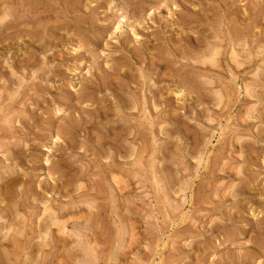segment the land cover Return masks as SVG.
<instances>
[{
    "label": "rangeland",
    "instance_id": "rangeland-1",
    "mask_svg": "<svg viewBox=\"0 0 264 264\" xmlns=\"http://www.w3.org/2000/svg\"><path fill=\"white\" fill-rule=\"evenodd\" d=\"M261 36L264 0H0V264H264Z\"/></svg>",
    "mask_w": 264,
    "mask_h": 264
},
{
    "label": "bare ground",
    "instance_id": "bare-ground-1",
    "mask_svg": "<svg viewBox=\"0 0 264 264\" xmlns=\"http://www.w3.org/2000/svg\"><path fill=\"white\" fill-rule=\"evenodd\" d=\"M251 4H252V2H251ZM250 4V5H251ZM22 5V4H21ZM254 5H255V3H254ZM253 6V5H252ZM251 6V7H252ZM253 11V10H252ZM11 13V12H10ZM14 15V14H13ZM4 17H6V15L4 16ZM3 17V18H4ZM183 18V17H182ZM184 18H186V17H184ZM181 22V21H180ZM120 24V23H119ZM252 24V23H251ZM120 26V25H119ZM240 27V26H239ZM203 28H205V27H203ZM243 31V30H242ZM245 31V30H244ZM192 33V32H191ZM230 33L233 35V40H236V41H238L240 38H241V32H239V29H238V27L237 28H235V27H233V28H231V30H230ZM262 33V32H261ZM253 35V34H252ZM191 36H193V35H191ZM254 36V35H253ZM262 38H263V36H261ZM261 37H259V38H257V39H255V41L257 40H262L261 39ZM182 38V37H181ZM193 38V37H192ZM191 38V39H192ZM188 39H190V36L187 38V40ZM191 39L189 40L190 42H191ZM196 39H197V37H196ZM206 39V38H205ZM208 39V38H207ZM253 39V40H254ZM264 39V38H263ZM194 40V39H193ZM201 39L199 38V40H197L196 41V43L195 44H197L199 41H200ZM203 41H205L206 42V40H203ZM223 40H220V39H218V40H212V41H207L209 44H208V46L201 52V57H203V58H197L194 62L195 63H199V64H202L203 65V67L204 68H206L207 66H212V67H215L216 65H217V63L221 60L220 59V56L222 55V53H223V48H222V42ZM254 41V42H255ZM80 42V41H79ZM194 42H195V40H194ZM206 42V43H207ZM264 42V41H263ZM202 43H204V42H202ZM224 43V42H223ZM80 44V43H79ZM199 44V43H198ZM197 44V45H198ZM237 44V43H236ZM239 45H245L246 44V41H243L242 43H238ZM197 45H195V46H197ZM234 45V44H233ZM192 46V45H191ZM194 46V45H193ZM199 46H201L200 44H199ZM263 49H264V44H263ZM261 49V48H260ZM163 51V50H162ZM183 51H185V50H183ZM187 51H189V50H187ZM233 51V50H232ZM245 51L246 50H243L242 49V53L244 54L245 53ZM264 51V50H263ZM182 52V51H181ZM256 52V51H255ZM179 53V52H178ZM183 53V52H182ZM187 53H192L191 52V50L189 51V52H187ZM260 53V52H259ZM186 54V53H185ZM246 54V53H245ZM194 55V54H193ZM235 56V53H233L232 52V58ZM258 55H256V57H257ZM190 57H191V55H190ZM249 59V58H248ZM166 60V59H165ZM188 60V59H187ZM234 61H235V63H237L238 65H241L242 63L241 62H239L237 59H233ZM253 60V58H251V61ZM249 62V61H248ZM168 63V62H167ZM159 64V63H158ZM159 66V65H158ZM193 68V67H192ZM174 70V69H173ZM195 70V69H194ZM255 77H260V75H259V72L258 73H256L255 74ZM133 78V77H132ZM179 81V80H178ZM254 81H256V80H254ZM210 82V81H209ZM179 87V86H178ZM194 87V86H193ZM181 89V88H180ZM249 89V88H248ZM251 90V89H250ZM187 92V91H186ZM196 93V92H195ZM249 93V92H248ZM219 94V98H220V100H222L223 99V96H222V94H220V92L218 93ZM181 95V94H180ZM225 95V94H224ZM189 96V95H188ZM218 96V95H217ZM258 97V96H257ZM134 107V106H133ZM250 109V108H249ZM251 118V117H250ZM123 132V131H122ZM118 138V137H117ZM58 139H59V137H57L56 136V138H55V140H57L58 141ZM119 139V138H118ZM118 145V144H117ZM128 151V150H127ZM58 179V178H57ZM46 211H50V208H48L47 206L44 208V212H46ZM50 223L51 224H53V225H57V226H59L60 227V229L61 228H64L65 227V222H61V221H56L55 219L52 221V220H50ZM47 224V223H46ZM50 224V225H51ZM45 226V225H44ZM52 226V225H51ZM59 229V230H60Z\"/></svg>",
    "mask_w": 264,
    "mask_h": 264
}]
</instances>
